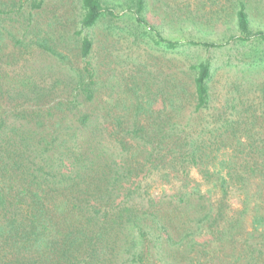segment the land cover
<instances>
[{
  "label": "rangeland",
  "instance_id": "374dc122",
  "mask_svg": "<svg viewBox=\"0 0 264 264\" xmlns=\"http://www.w3.org/2000/svg\"><path fill=\"white\" fill-rule=\"evenodd\" d=\"M39 1L0 0V115L25 120L38 135L70 134L66 145L58 139L49 148L55 164L64 155L73 160L76 144L89 147V159L80 158L87 171L76 168L88 189L81 192L78 179L62 193L51 186L56 200L78 201L76 213L92 218L103 196L114 210L133 205L141 220L139 227L126 215L106 227H49L50 248L30 251L20 264H85L86 257V264H264V41L230 39L240 2L251 28L264 31V0H146L145 24L129 0H104L123 12L89 28L80 24L81 0L35 8ZM83 36L92 40L85 60ZM159 36L181 45L169 49ZM41 39L63 58L39 47ZM205 59L210 98L197 110L195 66ZM85 62L95 81L91 100L77 88ZM134 123L147 126L141 138L129 133ZM197 147L196 167L188 152ZM114 171L121 175L115 182ZM81 229L79 249L70 243Z\"/></svg>",
  "mask_w": 264,
  "mask_h": 264
},
{
  "label": "trees",
  "instance_id": "16d2710c",
  "mask_svg": "<svg viewBox=\"0 0 264 264\" xmlns=\"http://www.w3.org/2000/svg\"><path fill=\"white\" fill-rule=\"evenodd\" d=\"M83 13L81 16L80 24L83 28L94 26L98 20L104 17L105 14L110 18L118 17L121 12H116L114 7H107L104 0H81ZM39 3H33L35 8L40 6ZM126 6L128 10H132L135 19L139 24H145L146 21L143 17L145 11L146 0H129ZM236 17V35H231L230 39L238 42L250 41L253 38L264 41L263 30H253L249 13L243 2H240L235 10ZM156 42L163 43L167 48L174 49L181 45L178 41L164 39L159 36L155 39ZM192 45L202 46H216L215 43L205 41H188ZM37 45L58 58H63L57 50L52 48L49 43L41 39L37 41ZM92 40L88 36H83L81 41V56L85 60L91 52ZM89 63L85 62L84 70L87 76L79 75L77 80V88L80 90L86 100L93 98V86L95 84L93 74L88 68ZM194 77V91H195V108L197 110L207 107L210 98L209 83L212 78V65L208 59L199 62L195 66ZM73 103V102H72ZM60 105V103H58ZM63 104V103H62ZM38 118H40L38 116ZM82 122H87L88 117L83 115ZM117 123L121 124L119 119ZM162 121V120H161ZM37 123V120H35ZM41 121L38 120V124ZM163 123V122H162ZM26 121L15 118L12 121L5 119L0 115V264H20L22 258L32 250H39L41 247L49 249V245L44 242L45 238L49 236V227H106L109 225L107 220L115 222L120 217L126 215L129 223L133 227H139L140 218L131 215L132 206L125 204L123 208L119 206L111 209L106 200L103 203L104 197L96 200L94 203V214L84 215L76 213L79 206L78 201H69L67 199L56 200V193H51V186L58 187L61 193L68 189V186L74 184L76 181L77 187L81 192L88 189L86 177L81 176L76 168L80 165L82 173L87 170L81 157L89 156L92 153L85 150L82 145L81 149L76 148L78 152L73 153L71 160L68 156L60 157L59 163L55 164L53 161V154H49L50 147L54 146L55 141L67 144L70 140V134L64 135L61 139L60 135L51 133L47 136L38 135L36 131L27 130L25 128ZM133 128L129 131L134 138H141L147 126L134 123ZM158 128H163V124L155 125ZM162 130V129H159ZM78 133H74V143L78 140ZM142 134V135H141ZM149 136V135H148ZM189 143V142H188ZM42 144L44 146L42 147ZM72 148H67L66 152H71ZM197 152L189 150V161L194 166H198L203 158V153L197 147ZM229 162H218L219 170L227 172L228 175H233V168L228 165ZM92 164L89 162L88 167ZM121 175L118 172L113 173L112 180L115 182L116 178ZM223 185L226 184L225 177L221 178ZM86 185V187H84ZM72 189L70 193H72ZM91 200V199H90ZM94 201V200H93ZM92 208V203H88ZM112 211H117L111 217ZM91 219V220H90ZM262 217L255 216L253 219L254 224H262ZM261 222V223H260ZM82 232L73 234V242L80 249L83 244V238L86 233L83 229ZM94 233L95 236H102L100 231ZM99 237L92 240L95 243ZM97 244V242L95 243ZM44 248V249H45ZM65 257L66 255L63 254ZM12 257H16L12 263ZM134 261L136 257H133ZM69 262L70 259L67 257ZM87 257L84 259L86 264ZM83 264V263H79Z\"/></svg>",
  "mask_w": 264,
  "mask_h": 264
}]
</instances>
